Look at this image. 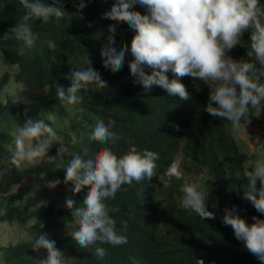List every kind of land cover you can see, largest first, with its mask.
<instances>
[{
  "label": "trees",
  "instance_id": "obj_1",
  "mask_svg": "<svg viewBox=\"0 0 264 264\" xmlns=\"http://www.w3.org/2000/svg\"><path fill=\"white\" fill-rule=\"evenodd\" d=\"M60 1L63 5V0ZM73 1L74 5L68 2L63 6L67 13L63 18L32 21V30L38 33L36 43L25 49L23 55H18L21 42L10 32L25 9L19 0H0V54L11 68L18 69L14 75L8 71L1 80L0 143L9 145L26 118L45 119L61 138L66 134L63 161L43 162L23 172L5 168L0 172V208L4 211L0 214V223L24 221L31 223L34 229L50 232L56 244L68 252L70 264H199V261L203 264H262L242 241L236 239L232 227L222 222L225 209H234L249 224L254 223L253 216L264 219V214L257 212L240 194V185L246 183L244 171L250 170L249 162L242 156L238 131L233 139L226 131V126L230 127L229 122L205 111L210 87H200L196 78L185 75L179 79L189 93L188 100L169 95L165 89L155 85L146 91L138 84L133 91L126 92L127 73L130 74L128 62L133 59L130 51H126L124 64L113 67L108 63L109 68L102 72L107 77L105 80H93L81 88L78 104L59 103L56 86L68 88L71 69L86 67L82 63L85 57L89 56L98 69L106 63L98 55L101 53V41L106 39L109 19L114 22L113 38H119L117 43L123 41L130 48L135 35L127 18L105 14L111 0H84L86 7L83 9H78L79 0ZM42 2L56 6L51 0ZM132 7L142 15L147 14L146 9L139 5ZM6 33L9 36L4 39ZM250 35L251 30L243 33L239 46L229 54L233 59H249ZM46 39H53L56 47L49 49L44 43ZM145 71L150 74L151 69L145 67ZM111 73L115 76L110 77ZM166 75L170 80L175 78L170 70ZM11 82L17 87L9 88ZM28 93L34 95L27 101L21 100L20 96ZM117 103L123 110V118H111L107 113V109ZM119 105L115 107L116 113ZM261 107H264V102L250 107L248 118H252ZM97 112L115 122L113 127L120 135L118 141L121 145L126 148L134 144L138 150L154 151L159 159L150 181L122 185L114 199L105 201L108 207L117 209L109 214L115 220L116 230L127 237V243L113 246L96 242L83 248L74 238L64 235L66 225L77 220L73 212L74 203L59 205L55 193L49 188L16 190L24 187L23 181L31 176L34 181L43 182L48 187L61 182L67 153L71 149L85 150L81 144L91 141V135L86 131ZM49 116H52L51 120H48ZM64 125H70L67 131L63 130ZM73 132H77L79 141L71 145L70 133ZM101 142L107 140L102 139ZM120 143H117V149L121 147ZM124 149H119L117 155L128 147ZM179 155L185 160V173L199 178V185L209 193L207 206L214 213V219L202 220L194 212L180 207L183 180L179 179L175 189L169 191H163L155 181L157 176L166 174L170 163ZM5 159L0 149V165ZM82 202L83 196L78 195L76 204ZM34 241L25 239L7 249L0 247L6 264H34L36 254L46 251L44 247L33 250ZM95 247L105 250L102 259L94 255Z\"/></svg>",
  "mask_w": 264,
  "mask_h": 264
},
{
  "label": "clouds",
  "instance_id": "obj_2",
  "mask_svg": "<svg viewBox=\"0 0 264 264\" xmlns=\"http://www.w3.org/2000/svg\"><path fill=\"white\" fill-rule=\"evenodd\" d=\"M51 1L56 6L45 4L42 0H19L25 12L10 32L12 37L21 42L17 49L18 55H23L25 49H30L36 43L38 33L32 30V21H47L50 17L63 18L67 14L63 6L68 2L74 5L73 0H63V5L60 0ZM111 1V6L105 9V14L114 18H127L135 31L130 48L123 41L117 43L118 37L113 38L115 25L113 20L109 19L106 39L101 41V53L98 55L106 63L98 69L89 56L85 57L82 63L86 67L71 69L70 86L66 89L56 86L59 103L69 106L78 104L81 100V88L88 86L93 80H105L107 77L102 72L110 65L115 67L124 64L125 53L130 51L133 59L128 62V66L130 74L135 78L127 73L129 82L126 83V92L133 91L138 84L146 91H150L155 85L165 89L169 95H178L180 99L188 100L189 93L179 78L185 75L198 78L210 87L205 111L228 121L230 127L226 126V131L235 139L241 120L245 122L248 118L250 107L259 106L264 102V3L261 0ZM101 3L104 5L102 1ZM133 5L145 8L147 14L142 15L139 11H134ZM85 7L84 0H79L78 9ZM246 30H251L250 50L247 51L249 59H233L228 52L241 42V36ZM8 36L9 33H6L3 38L7 39ZM44 43L49 49L56 47L53 39H46ZM1 57L5 65L2 78L8 71L14 75L18 69L11 68L2 55ZM145 67L151 69L150 74L145 71ZM169 70L175 76L171 80L166 75ZM114 76L113 73L110 74V77ZM15 87L17 85L11 82L9 88ZM141 92L144 93V90L141 89ZM117 105L119 104L107 109L111 118H123L120 105L116 113ZM111 118H105L100 112L95 114L86 131V134L91 135V141L86 145L82 142L84 151L71 149L67 153L66 163L62 168L64 177L61 182L50 185L57 186L59 193L55 194V199L59 205L75 204L73 212L76 213L77 220L66 225L64 235L74 238L83 248H88L96 242L113 246L127 243V237L116 230L115 220L109 214L117 209L108 207L105 201L114 199L122 185H131L133 181H150L157 169L158 153L148 149L138 150L134 144L125 148V145L118 141L120 135L114 129L115 122ZM51 119L52 116H49L48 120ZM69 126L64 125L63 130L67 131ZM65 135L61 138L55 127L45 119L26 118L11 138L10 144H7L6 153L11 155L5 156L6 159L0 165V172L4 168L23 172L40 166L43 162L63 161V153L66 152L63 147L66 144ZM70 135L71 145L79 141L76 139L77 132ZM102 139L107 142H101ZM117 143H120L122 149L128 147L119 156L117 154L123 150L121 147L120 150L117 149ZM92 149L94 151L89 152ZM249 167L250 170L244 171L246 183L240 185V194L257 212L264 214V159L250 161ZM166 175L177 179L183 176L179 158L170 163ZM30 181L35 185H45L43 182L34 181L31 176L23 181L24 187ZM86 182L89 183L86 185ZM59 185L63 188L59 189ZM28 189L37 191L43 188H25ZM180 192V207L194 212L202 220L215 218L207 206L209 193L202 186L185 180ZM78 195L83 196V202L76 204ZM252 220L254 223H247L234 209H225L222 218L223 224L232 227L236 239L242 241L247 250L264 264V219L253 216ZM3 224L26 225L36 231L33 250L44 247L46 251L36 254L34 264H70L68 252L56 244L50 232L42 228L34 229L31 223L24 221L13 220ZM23 240L25 239L0 247L7 249ZM94 255L102 259L105 250L95 247ZM0 264H6L2 250ZM199 264H203V261H199Z\"/></svg>",
  "mask_w": 264,
  "mask_h": 264
},
{
  "label": "rangeland",
  "instance_id": "obj_3",
  "mask_svg": "<svg viewBox=\"0 0 264 264\" xmlns=\"http://www.w3.org/2000/svg\"><path fill=\"white\" fill-rule=\"evenodd\" d=\"M242 37V36H241ZM239 46V45H237ZM236 46V47H237ZM235 48V47H234ZM233 48V49H234ZM231 49L228 52V55L230 52L233 51ZM244 60V59H243ZM5 72V65L4 61L0 54V80ZM196 84L200 87H209V85L196 78ZM34 94L28 93L25 95H21V100H28V97L33 96ZM238 136H239V147L242 153V156L244 160L247 162L256 160V159H264V107H261L257 110L253 118H247V120L244 122L241 120V125L237 129ZM0 149L3 151L4 156L9 157L11 153H6L7 151V145L5 143H0ZM177 158L181 160V170L183 172V176L180 178V180H189L191 182L199 184L200 181L199 178H196L193 174L187 175L183 169V165H185V160L183 159L182 155H179ZM40 161V160H39ZM37 161V163L39 162ZM179 179L177 178H169L166 174L157 176L156 182L160 185L161 189L164 191H169L170 189H175V184L177 183ZM86 182L85 184L87 185ZM26 187H33L34 189L37 188H43L48 189L50 188L53 193L57 194V186H46L44 184L35 185L32 183V181L27 183ZM24 187V188H26ZM17 191L22 190L23 188L17 187ZM0 214L2 215V210L0 208ZM165 222H163L164 224ZM37 235L36 231L33 230L31 227H28L26 225H10V224H3L0 223V245H9L10 243H15L16 240L19 239H33Z\"/></svg>",
  "mask_w": 264,
  "mask_h": 264
}]
</instances>
